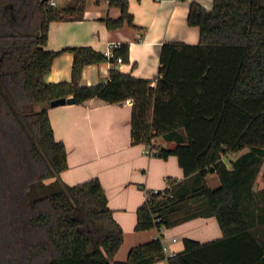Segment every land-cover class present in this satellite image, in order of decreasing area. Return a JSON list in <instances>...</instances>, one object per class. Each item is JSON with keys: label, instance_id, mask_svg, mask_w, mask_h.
<instances>
[{"label": "trees", "instance_id": "1", "mask_svg": "<svg viewBox=\"0 0 264 264\" xmlns=\"http://www.w3.org/2000/svg\"><path fill=\"white\" fill-rule=\"evenodd\" d=\"M117 16L108 28L135 26L128 0H107ZM84 0H0V264H264V246L252 225L264 221V186L252 184L264 155V0H212L209 9L188 4L196 42L165 40L154 83L114 66L106 80L81 82L85 64L107 59L87 44L46 47L50 22L73 18ZM73 53L71 79L49 81L54 58ZM127 42L112 56L126 58ZM81 102L132 97L130 132L166 158L175 154L183 177L146 189L134 229L170 226L214 215L222 235L183 236V247L166 253L161 236L132 244L113 259L122 227L113 217L100 179L68 183L66 143L54 134L48 107L58 96ZM161 136L172 146L154 144ZM152 143V144H151ZM154 145V146H153ZM244 146L227 167L223 156ZM214 172L220 183L210 186Z\"/></svg>", "mask_w": 264, "mask_h": 264}, {"label": "crops", "instance_id": "2", "mask_svg": "<svg viewBox=\"0 0 264 264\" xmlns=\"http://www.w3.org/2000/svg\"><path fill=\"white\" fill-rule=\"evenodd\" d=\"M190 1L128 0L135 26L124 23L116 28H108L100 17L117 16L119 7L109 5L107 0H84L80 14L50 22L46 47L58 49L66 45L87 44L104 51L108 56L106 60L82 67L83 83L106 80L109 68L114 66L135 76L150 78L153 84L163 41L196 42L199 39L198 26L187 22ZM196 1L207 9L212 5V0ZM121 42H127L128 54L117 61L112 56L113 48ZM72 63L71 51L57 55L46 79H71ZM132 101V97H127L121 101L107 102L93 96L81 102L50 104L48 107L54 134L63 139L67 147L68 167L60 172V177L68 183H75L97 176L105 190L113 217L122 227V241L113 259L125 258L132 244L156 235L161 236L165 252L169 254L183 247V236L200 241L221 236L222 231L214 215L194 216L170 226L134 229L136 207L145 199V190L163 188L168 184V176L180 179L183 172L175 154H169L166 158L149 154L145 152L147 144L144 141L133 139L130 132ZM158 138L163 139L156 136L152 142L163 145L154 140ZM164 140L167 142L164 146L174 144L173 140ZM247 149L248 146H244L232 151L228 161L223 157L226 166L230 167L231 161ZM205 179L212 187L220 183L214 172L207 173ZM263 186L264 155L252 188L257 191ZM252 231L264 246V221L252 225ZM149 264L168 263L162 258Z\"/></svg>", "mask_w": 264, "mask_h": 264}, {"label": "water", "instance_id": "3", "mask_svg": "<svg viewBox=\"0 0 264 264\" xmlns=\"http://www.w3.org/2000/svg\"><path fill=\"white\" fill-rule=\"evenodd\" d=\"M74 101V97L72 95L68 96H58L50 100L51 105H57L65 102H72Z\"/></svg>", "mask_w": 264, "mask_h": 264}, {"label": "rangeland", "instance_id": "4", "mask_svg": "<svg viewBox=\"0 0 264 264\" xmlns=\"http://www.w3.org/2000/svg\"><path fill=\"white\" fill-rule=\"evenodd\" d=\"M66 0H58V2H57V4H62L63 2H65ZM154 140H157V142H160V143H162L163 145H165L167 142L164 140V139H161V138H158V139H154ZM231 153H232V151H229V152H227L223 157H224V159L226 160V161H228L229 160V155L231 156ZM211 181V180H210ZM210 181H209V183H210ZM212 182V181H211ZM211 185H212V183H210ZM154 228H156L155 226H153Z\"/></svg>", "mask_w": 264, "mask_h": 264}, {"label": "built area", "instance_id": "5", "mask_svg": "<svg viewBox=\"0 0 264 264\" xmlns=\"http://www.w3.org/2000/svg\"><path fill=\"white\" fill-rule=\"evenodd\" d=\"M50 2L53 3V4L57 3L56 0H50ZM115 59H116L117 61H121V60H122V58H121L120 55H117ZM154 150H155V149H154L153 147H151L150 145H147V146L145 147V152H147V153H149V154H153ZM153 190L156 191L157 188H156V189H153Z\"/></svg>", "mask_w": 264, "mask_h": 264}]
</instances>
